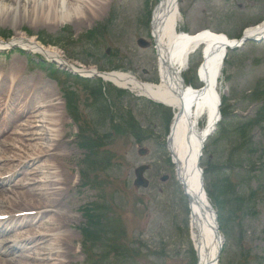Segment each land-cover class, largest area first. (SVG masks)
<instances>
[{"label":"rangeland","instance_id":"374dc122","mask_svg":"<svg viewBox=\"0 0 264 264\" xmlns=\"http://www.w3.org/2000/svg\"><path fill=\"white\" fill-rule=\"evenodd\" d=\"M78 1L73 0L71 3H81ZM106 1L107 6L103 13H96L89 20L73 25L37 22L23 15L26 9L30 10L29 5L25 2L21 5L0 2V8L9 12L15 11L14 15H0V38L7 41L15 34L35 38L37 34L55 35L63 28L70 29L73 36L71 39L73 43L70 44L73 46H69L68 43L63 50H66V53L67 51L76 53L79 61L68 60L61 49L55 48L66 60L77 63L84 62L85 64L90 62V58L84 54L86 52L80 47L82 44L77 40L96 25L105 23L109 27L107 33L98 41L97 55L102 56L108 51V56H112L110 58L112 67L119 68L118 70L136 77L141 82L158 81L157 56L153 46L144 50L136 46V41L140 38L150 40V25L148 28L146 27L147 22L145 25L144 23L152 0ZM179 11L181 20L177 23V32L186 30L189 34H193L199 30H209L227 34L229 37H236L243 28L264 18V0H179ZM5 37L9 38L5 39ZM228 62L225 75H221L219 79V93L227 100H231L230 105H233L235 113L240 118L238 121L251 120L256 115L258 105L254 100L252 102L249 96L260 82L262 83L261 91H264V41L245 43L240 50L230 53ZM0 67L5 70L3 74L11 72L17 77L18 83L14 88L17 96L22 87L41 83V76L44 80H49L48 75L34 69L29 65L27 59L16 51L0 54ZM55 68L57 69V66ZM102 68L107 69V67ZM29 69L34 70L29 72ZM57 71L67 72L63 69H57ZM55 78L63 85H56L55 90L58 93L57 98H61L63 103L60 112L62 113V108H64L69 120L64 128L67 136L64 140L65 145L58 153L60 156H64L61 166L64 170L69 171L71 178L69 185L62 187L65 189L66 197L63 212H69V215L73 217L71 225L61 232V234L73 235V242L69 247L71 255L65 256L63 260L65 264H87L81 251L82 238L78 232L83 223L81 209L84 205L97 201L99 195H102L104 200L110 204L113 215L121 219L128 237L142 239L155 252L162 250V256L158 255L159 261L151 260L150 264H189L190 259L187 251L190 246L185 238V228L177 221L173 203L169 198L170 186L174 183H172L168 155L165 147L162 146L165 126L162 124L161 110L133 95L123 96L120 100L121 105L131 112L140 127L144 129V139L137 143L128 135L117 134L110 135V139L104 141L103 150L108 153L109 163L107 169L101 168L90 174L91 177H96L100 183V191H95L85 186V182L79 178L80 173L84 170L80 166L84 152L77 146L76 136L79 127L70 120L65 111L62 91L68 88L77 89L76 107L87 129L98 131L100 136H104L103 134H108V126L99 128L94 125L90 110L83 105L86 98L82 87L75 86L73 81L62 73L55 75ZM0 107L5 109L3 116L14 117L17 115L18 105L5 102L0 103ZM203 120L204 118L201 124ZM4 121L7 124L5 126L9 127V131L0 136V143L9 135L17 132L16 127L24 129L27 119L21 117L15 124L12 120L5 119ZM12 124L14 125L12 126ZM24 132L25 130L17 133ZM251 134L255 144L259 145V151L264 154V135L261 134V130L255 128ZM232 145L233 143H226L225 151ZM140 148L147 151L144 158L138 156ZM213 149H218L219 153L214 154V162L222 163L224 147L217 146ZM17 153L16 149L10 150L6 157L12 159ZM262 158L261 163L258 162L259 164L257 163L254 167V169L258 168L262 171L257 170L244 184L246 186L247 183V196L248 193H252L250 199L239 207L236 214H229L230 217H226L225 212L223 214L224 229L221 231L223 247L219 264H264V156ZM257 161L256 155L251 162ZM14 163L16 162L14 161ZM2 165L0 177L7 175L4 173H7L6 170L11 164L2 163ZM140 165L150 167L145 174V178L149 181L148 189L137 190L132 185L133 171ZM233 166L236 164L230 165L231 168ZM237 171L239 170L235 172ZM168 175L170 177L168 181H160V178L164 176H167L168 179ZM244 175L245 171H239L237 177L240 179ZM21 177L22 174L17 172L10 181L1 185V190H9ZM9 195V193H5V196ZM247 196L246 199H248ZM2 212L0 210V214ZM75 234H77L76 238ZM20 235V232L6 234L4 237H0V242L17 239ZM184 242H187L188 245ZM7 259H11V257L5 258V260Z\"/></svg>","mask_w":264,"mask_h":264},{"label":"bare ground","instance_id":"6f19581e","mask_svg":"<svg viewBox=\"0 0 264 264\" xmlns=\"http://www.w3.org/2000/svg\"><path fill=\"white\" fill-rule=\"evenodd\" d=\"M71 1L0 0L15 5L25 2L30 10L26 9L24 16L58 25L83 23L96 13H103L107 6L106 0H79V5ZM1 14L14 15L15 11L0 8ZM180 17L179 0H160L152 14L151 36L160 77L158 87L143 86L135 77L121 72L99 74L95 68L67 61L57 49L43 47L20 34L8 41L0 38V50L17 47L82 76H100L105 82L127 88L136 95L167 105L173 113L177 112L164 146L174 183L170 186L169 198L177 221L185 228L187 241L198 251L199 247L207 248L210 243L214 246L219 241L214 240V214L201 190L196 161L202 141L218 117L216 107L223 56L226 47L235 42L208 30L197 35L177 32ZM244 35L262 42L264 19L246 27ZM199 46L203 48L199 70L201 86L196 91L184 89L181 73L187 68L188 54ZM3 72L4 69L0 68V103L18 105V109L16 116L7 117L2 115L5 109L0 107V136L9 131L5 119L15 124L19 118L26 117L27 122L24 129L16 127L17 132L25 130L24 133L15 132L0 143V170L2 163L11 164L4 173L7 175L0 177V187L17 172L22 174L9 190L0 188V210L3 211L0 214V237L15 232L21 234L17 239L0 242V264H65V256L71 255L69 247L73 235L61 232L71 225L73 217L69 212H63L66 197L62 187L71 182L69 171L61 166L64 156L58 154L67 137L64 128L68 119L64 108L60 112L63 103L57 98L55 84L44 80L41 75V83L22 87L17 96L14 89L17 77L11 72L6 75ZM13 149L18 153L12 159L7 158ZM5 193L10 195L5 196ZM9 256L11 259L5 260Z\"/></svg>","mask_w":264,"mask_h":264},{"label":"trees","instance_id":"16d2710c","mask_svg":"<svg viewBox=\"0 0 264 264\" xmlns=\"http://www.w3.org/2000/svg\"><path fill=\"white\" fill-rule=\"evenodd\" d=\"M106 31V25L99 24L79 38L78 43L82 44L80 47L86 52L84 54L88 58H92L91 62L95 64L104 58L98 56L96 52L98 41L103 38ZM37 39L43 45L59 46L61 48H65L68 43H73L69 29H63L54 36L41 33L37 35ZM75 43L77 44V41ZM70 45L73 46V44ZM67 54L69 57L78 60L76 53L68 52ZM27 58L31 65L46 69L49 73H56L53 66H46L41 61L34 62L30 57ZM227 62L225 61V65H227ZM104 64L111 66L109 60L105 61ZM191 75H194L193 69ZM185 77L187 78V76ZM74 80L82 87L86 98L83 105L90 110L94 125L99 128L108 126V134H103L104 136H100L97 133L98 131L87 129L76 107L78 95L72 91L66 93L65 99L68 112L75 122L80 123L77 145L85 152L81 161V166L84 168L80 175L81 180L85 182V186L100 191L99 181L96 177H91L90 174L101 168H108L109 157L108 153L103 150L105 147L104 141L109 140L110 135L117 134L129 135L136 141H140L145 132L135 121L131 112L122 107L120 100L126 95L125 92L105 86L99 81L82 80L77 77H74ZM186 82L195 85L196 79L193 76L189 80L186 79ZM261 85L260 82L253 91L252 98L250 97L252 101L260 102L253 120L238 121L233 107L226 103V99H222L221 122L217 126L215 135L205 147L204 157L201 161V166L204 168L205 190L211 205L217 211L220 225L224 222V212L226 217H230L229 214H236L239 207L250 199L252 193H248L247 196V183L246 186L244 184L251 176L256 164L261 163L260 161L264 156L263 152L256 147L251 135L253 128H260L263 130L261 131L262 135H264V95H262L264 91H261ZM169 117V114L165 111L162 124L166 128ZM226 143H233L227 151H225ZM217 146L224 147V161L222 163L214 162V154L219 153L218 149L214 150L213 147ZM259 152L258 161L251 162ZM232 163H235L236 166L231 168ZM236 170L245 171L244 177L239 179L237 177L239 171L235 172ZM258 171L261 170L258 169ZM246 196L248 199H246ZM110 207V204L100 195L98 201L87 204L81 209L84 222L79 232L83 239L82 248L87 263L150 264L151 260L159 261L158 255L162 256V250L155 252L142 239L128 237L121 219L113 215ZM187 253L190 259L189 264H195L192 249L189 248Z\"/></svg>","mask_w":264,"mask_h":264},{"label":"water","instance_id":"95a60500","mask_svg":"<svg viewBox=\"0 0 264 264\" xmlns=\"http://www.w3.org/2000/svg\"><path fill=\"white\" fill-rule=\"evenodd\" d=\"M247 41H258L254 38L251 37H246L245 35L242 36V38L233 43L232 45H229V49H235V48H239L241 44L247 42ZM137 44L139 47L141 48H145L148 47V44L143 41V40H138ZM214 131V128L211 130V132ZM210 132V133H211ZM210 133H208L206 135V137H208L210 135ZM202 149V147H201ZM201 149L199 151L198 157H197V161H196V169L199 171L200 174V183H201V175H202V171L199 170V158L201 156ZM145 151L141 150L139 151V155H144ZM147 170L146 166H140L137 169H135L134 171V175H135V180L133 182V185L135 188H146L148 185V182L143 178V173ZM166 176L161 178V181L166 180ZM202 190V189H201ZM214 214V230H213V236H214V240L217 241V239H219V241L217 242V245L211 246V243L208 245L207 248L205 247H199L198 251H197V264H217L218 263V257L219 254L221 252V241H220V236H219V232H218V226L216 224V217H215V212H213Z\"/></svg>","mask_w":264,"mask_h":264}]
</instances>
